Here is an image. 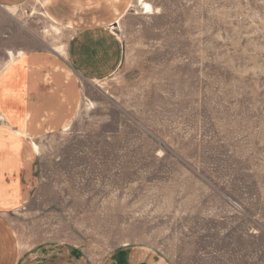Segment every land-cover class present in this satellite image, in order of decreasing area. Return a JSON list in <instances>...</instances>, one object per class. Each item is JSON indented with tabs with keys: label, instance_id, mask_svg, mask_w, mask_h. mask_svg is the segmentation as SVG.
<instances>
[{
	"label": "rangeland",
	"instance_id": "obj_1",
	"mask_svg": "<svg viewBox=\"0 0 264 264\" xmlns=\"http://www.w3.org/2000/svg\"><path fill=\"white\" fill-rule=\"evenodd\" d=\"M63 11L0 8V238L18 264H264V0ZM90 27L121 53L98 77L71 56Z\"/></svg>",
	"mask_w": 264,
	"mask_h": 264
},
{
	"label": "crops",
	"instance_id": "obj_2",
	"mask_svg": "<svg viewBox=\"0 0 264 264\" xmlns=\"http://www.w3.org/2000/svg\"><path fill=\"white\" fill-rule=\"evenodd\" d=\"M30 1L33 0H0V8L17 9ZM45 2H54L55 6L62 11L77 9L76 14L78 15L79 10L83 8L84 0H45ZM120 55L119 45L115 39L107 32L94 27L84 28L80 31L79 39L73 48V54L71 53L74 65L82 73L87 72L94 77L113 71L119 62ZM7 244L0 238V264H18L20 258L17 255L15 243ZM58 260L61 263L57 264H84L77 258L68 260L60 258Z\"/></svg>",
	"mask_w": 264,
	"mask_h": 264
},
{
	"label": "bare ground",
	"instance_id": "obj_3",
	"mask_svg": "<svg viewBox=\"0 0 264 264\" xmlns=\"http://www.w3.org/2000/svg\"><path fill=\"white\" fill-rule=\"evenodd\" d=\"M146 8H148V10H150L151 8L148 6V5H146Z\"/></svg>",
	"mask_w": 264,
	"mask_h": 264
}]
</instances>
